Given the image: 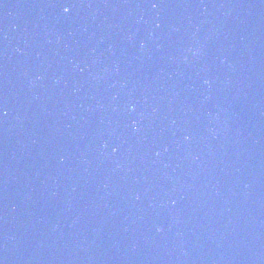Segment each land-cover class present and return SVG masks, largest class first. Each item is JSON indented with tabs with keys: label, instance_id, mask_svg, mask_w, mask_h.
<instances>
[{
	"label": "water",
	"instance_id": "95a60500",
	"mask_svg": "<svg viewBox=\"0 0 264 264\" xmlns=\"http://www.w3.org/2000/svg\"><path fill=\"white\" fill-rule=\"evenodd\" d=\"M0 264H264V0H0Z\"/></svg>",
	"mask_w": 264,
	"mask_h": 264
},
{
	"label": "snow or ice",
	"instance_id": "6c2138e0",
	"mask_svg": "<svg viewBox=\"0 0 264 264\" xmlns=\"http://www.w3.org/2000/svg\"><path fill=\"white\" fill-rule=\"evenodd\" d=\"M152 6H153V7H156L157 5L154 3ZM63 11L66 12V13L69 12V11H70V7L65 6V7L63 8Z\"/></svg>",
	"mask_w": 264,
	"mask_h": 264
}]
</instances>
